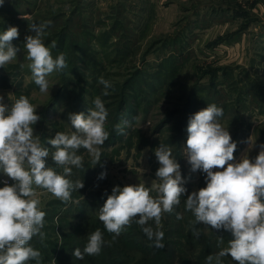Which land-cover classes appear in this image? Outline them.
<instances>
[{
	"label": "rangeland",
	"instance_id": "rangeland-1",
	"mask_svg": "<svg viewBox=\"0 0 264 264\" xmlns=\"http://www.w3.org/2000/svg\"><path fill=\"white\" fill-rule=\"evenodd\" d=\"M240 1L4 0L0 6V33L10 26L19 29V38L13 41L19 49L17 57L0 67V95L5 105L10 107L25 95L37 106L41 119L34 131L50 152L54 149L47 144L48 139L58 131H74L69 113L87 115L96 96H101L109 113L106 129L110 135L101 147L100 162L92 166L90 155L83 149L78 152L84 158V168L73 167L68 178L83 180L84 187L73 192L72 201L65 204L46 190H37L46 212V239L41 244L34 237L31 244L41 251L42 264H95L96 258L100 264L102 255H108L109 261L101 264H127L130 254L117 238L124 236L130 241L139 226L133 222L112 240V234L99 222V209L114 186L144 183L156 195L153 181L159 164L154 150L161 143L171 147L180 164L187 194L205 187L206 174L191 172L184 154L189 117L208 104L223 109L219 119L237 143L236 160L244 155L256 157L264 144V14L258 19L249 10L261 0ZM213 7L228 12L242 10L245 21H229L231 15L224 18L225 10L217 9L214 14ZM211 14L224 21H215ZM45 20H51L52 25L46 29L44 43L50 46L53 40L57 42L52 54L55 57L63 52L67 67L49 75V93H40L28 67L24 43L26 35H35L29 25ZM242 26L246 28L242 30ZM101 76L112 84L108 96L102 95L104 89L98 83ZM122 120L127 121L125 135L114 130ZM250 138L254 141L251 145ZM47 162L56 167L51 157ZM57 171L62 173L60 168ZM101 172L107 173L103 179H99ZM6 179L0 173V186ZM187 194L171 214H164L162 231L176 241L170 230L180 221L185 235L196 245L190 257L195 259L201 254L206 260L216 252L214 241L219 242L221 236L224 242L220 248L226 247L231 234L195 225L208 239L205 253L199 237L192 234L194 217L184 208ZM177 213L183 219L178 220ZM88 217L90 224L85 223ZM97 228L110 243L99 255L76 259L75 248L82 250L88 234ZM63 237L64 242L70 239L65 250ZM223 264L235 262L225 257Z\"/></svg>",
	"mask_w": 264,
	"mask_h": 264
},
{
	"label": "clouds",
	"instance_id": "clouds-1",
	"mask_svg": "<svg viewBox=\"0 0 264 264\" xmlns=\"http://www.w3.org/2000/svg\"><path fill=\"white\" fill-rule=\"evenodd\" d=\"M3 3L0 0V6ZM51 25V20L33 22L29 30L35 35L25 36L28 67L40 93H49V75L67 67L63 52L55 57L52 54L57 42L53 40L50 46L44 43L46 29ZM18 38L19 29L15 26L0 33V67L16 59L19 49L13 41ZM98 83L103 86L102 95L108 96L112 84L102 76ZM92 103L87 115L69 113L74 131L56 132L54 138L47 140L54 149L50 152L34 131L41 119L37 106L21 95L9 107L0 95V173L7 178L0 187V264H29L30 261L42 264L41 251L31 244L34 237L41 244L46 239L43 231L46 212L41 208L37 190H46L65 204L71 202L73 192L84 187L83 180L68 178L73 167L84 168V158L78 152L85 150L95 166L100 162L101 147L109 139L106 129L109 113L104 101L96 96ZM223 114L221 107L211 103L188 120L184 155L191 172L206 174V186L187 194L180 164L173 157L171 147L161 143L154 150L159 164L157 179L153 181L156 195L144 183L114 186L99 209V220L107 233L112 234V240L134 222L151 241L150 246L163 248L162 218L164 214H171L187 194L184 208L194 217V236L200 235L195 227L198 224L231 234L227 246L209 254L205 264H223L225 257H230L235 264H264V144L259 146L254 159L244 155L236 160L237 143L232 140L228 127L220 122ZM126 123L122 120L114 125L117 134H126ZM249 143H254L252 138ZM49 157L56 167L48 165ZM106 174L101 172L99 179ZM176 218L183 219L179 213ZM223 242L220 236L219 243ZM106 243L110 242L105 241L104 233L97 228L88 234L82 250L75 248L73 256L83 260L85 255H99Z\"/></svg>",
	"mask_w": 264,
	"mask_h": 264
},
{
	"label": "trees",
	"instance_id": "trees-1",
	"mask_svg": "<svg viewBox=\"0 0 264 264\" xmlns=\"http://www.w3.org/2000/svg\"><path fill=\"white\" fill-rule=\"evenodd\" d=\"M219 8L213 7V12L215 14L216 9L220 10V12L225 10L224 12H222L223 13L222 17H224V18H227L228 15H231V19L237 18L239 16H243L244 18L246 17V14H244V13H240L238 11L231 13V12H228V9H224L221 7H219ZM214 14H211V15H213L212 18L215 21L216 20L218 21L219 19L222 18V17H220L218 15L216 16ZM224 18H222L223 21H224ZM245 28H246V26H242V30ZM240 33H241L240 31L235 32V34H240ZM63 219H65V218H63ZM86 221L88 222V224H90V222H91L89 217L85 218V223H86ZM99 222L102 223L101 221H99ZM178 222H179V224H176L175 228L171 227L172 230H170V233H172V235H174L175 239H177V240L176 241L171 240L172 236L168 235L166 233L164 236V240H163V244H164L163 248L158 249V248H155L154 246H150L151 241H149L147 239V237L144 235L141 228H139V227L136 228L135 231H133V234L130 237V239H131L130 241L126 240L125 239L126 237H124V236H121V238H117V241L119 242L118 244L120 246L125 247L126 251L130 254L128 260H126L125 262L127 264H194V262L196 264H199V263L205 264V260L204 259L202 260L201 254H199L200 257L196 256L195 259L190 257V255L194 249L193 245H195L193 243L194 239H192L188 235H185V228L182 226V224H180V221H178ZM216 237H218V236H216ZM69 240L70 239L67 238V239H65V242H64V237H63L62 246H64V250H65V245L70 244ZM198 242H199L200 246L204 247L205 253H206V245L209 244L207 237L204 234L199 235ZM213 245H215V247H216V252H218V249H220V246H222V244H220L218 241H214ZM199 249L200 248H198V250ZM119 255H121V254H119ZM117 258L121 259V257H117ZM108 261H109L108 255L107 256L102 255L100 264L104 263V262L108 263ZM94 263L98 264L97 258L94 260Z\"/></svg>",
	"mask_w": 264,
	"mask_h": 264
},
{
	"label": "crops",
	"instance_id": "crops-1",
	"mask_svg": "<svg viewBox=\"0 0 264 264\" xmlns=\"http://www.w3.org/2000/svg\"><path fill=\"white\" fill-rule=\"evenodd\" d=\"M243 1H247V0H241L240 1V4L241 3H243ZM233 3H236V2H233ZM244 6H245V4H244ZM263 7H264V1H260L259 2V4H257V5H255V6H249V10L254 14V15H256L255 17H258V19H259V17L261 16L262 17V15L264 14V9H263ZM232 10V9H231ZM236 11V10H235ZM238 12H240V13H244L242 10H240V11H238ZM231 13H234V12H231ZM245 14V13H244ZM235 20H240V21H245L244 20V17L243 16H239V17H237V18H233V19H231L230 21H235ZM215 25L217 26L218 25V23H215ZM0 187H2V186H0Z\"/></svg>",
	"mask_w": 264,
	"mask_h": 264
}]
</instances>
